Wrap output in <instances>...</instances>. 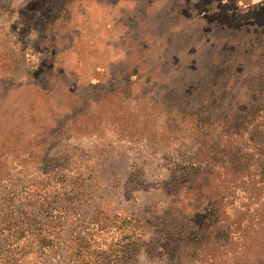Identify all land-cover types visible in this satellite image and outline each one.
<instances>
[{
	"label": "rangeland",
	"instance_id": "1",
	"mask_svg": "<svg viewBox=\"0 0 264 264\" xmlns=\"http://www.w3.org/2000/svg\"><path fill=\"white\" fill-rule=\"evenodd\" d=\"M242 214L264 0H0V264H264Z\"/></svg>",
	"mask_w": 264,
	"mask_h": 264
},
{
	"label": "trees",
	"instance_id": "2",
	"mask_svg": "<svg viewBox=\"0 0 264 264\" xmlns=\"http://www.w3.org/2000/svg\"><path fill=\"white\" fill-rule=\"evenodd\" d=\"M257 222L258 221L254 219V215H252L251 217H247L246 214H242V218L239 219L238 221L236 220V225H235L236 228L234 231H236V236L242 239L241 241L242 245L240 248H242L243 254L240 257L244 261H246L247 256L249 255L251 250L254 248V246L256 248V245L261 249V251L264 254V251H263L264 250V228L261 225L256 224ZM37 224L39 225V227H42L40 223H37ZM78 241L80 242L79 243L80 245H83L82 243L85 242L84 238H79ZM39 243H40L39 247L41 249L50 248L52 246V245H49L51 241L47 239L46 237H42L39 240ZM132 247H133L132 245L131 246L130 245L126 246L124 244L119 245V248H120L119 250L121 252L120 253L121 256L118 258V261H117L119 262V264H128V261L126 259V254L129 252V249H132ZM218 253L219 251L215 254H211V255L209 254V259L213 261L214 258L217 257Z\"/></svg>",
	"mask_w": 264,
	"mask_h": 264
}]
</instances>
